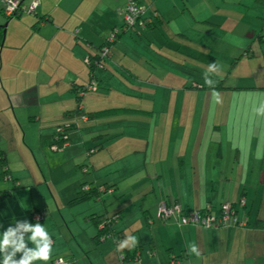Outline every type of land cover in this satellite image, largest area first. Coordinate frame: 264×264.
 I'll return each instance as SVG.
<instances>
[{
    "label": "crops",
    "instance_id": "obj_1",
    "mask_svg": "<svg viewBox=\"0 0 264 264\" xmlns=\"http://www.w3.org/2000/svg\"><path fill=\"white\" fill-rule=\"evenodd\" d=\"M5 1L0 0V151L5 154L9 174L17 183L25 181L22 184L30 191L38 185L46 186V202L56 199L52 190L56 185L54 157L69 161L67 173L71 176L63 186L72 188L74 196L83 183L101 188L107 185V191L99 197L85 200L79 213L61 217L67 230L58 228V235L47 229L55 241L49 264L59 258L64 264H169L172 257L178 259V264H264V115L256 113L264 105V89L231 88L261 87V83L214 87L207 102L196 103L187 121L177 124V133L152 139L140 135L134 147L144 149V163L147 159L155 162L157 168L146 171V175L147 181H152L150 174H156L157 188H149L147 181L140 183L138 196L153 197H145V209L133 215L123 212L119 198L129 187V175L140 166H118L115 158L119 154L109 148L132 126L126 119L115 118L143 114V110L114 102L106 106L103 102L113 90L129 95L119 73L137 77L129 64L135 56H128V40H136L134 30H143L161 43L170 28L173 34L189 35L194 42L193 32L188 31L203 23L216 30V44L241 50L253 40L252 31L257 26L261 30L255 38L264 33V0H137L144 9V24L109 44L102 65L94 70L97 89L86 92L81 99L86 112H109L82 121L77 130L70 132L69 142L58 150L51 145L53 134L64 121V112L76 106L72 82L84 85L91 80L86 58L122 25L125 0H23L24 6L37 3L35 13L24 11L10 18L2 11ZM41 17L47 20L39 23ZM152 21L148 27L146 23ZM260 44L258 50L263 51L264 40ZM100 142L102 147L89 154L88 150ZM141 151L136 149V158L141 157ZM25 172L26 178L22 174ZM160 180L165 186L159 185ZM1 184L0 189L4 187ZM34 198L28 209L39 212L34 208ZM224 202L236 206V216L244 225L206 228L182 225L176 217L165 221L157 217L161 203H177L184 212L207 207L215 215ZM109 208L121 210L114 223L119 238L96 242V227L87 217L109 214ZM129 235L137 238V244L118 250Z\"/></svg>",
    "mask_w": 264,
    "mask_h": 264
},
{
    "label": "rangeland",
    "instance_id": "obj_2",
    "mask_svg": "<svg viewBox=\"0 0 264 264\" xmlns=\"http://www.w3.org/2000/svg\"><path fill=\"white\" fill-rule=\"evenodd\" d=\"M251 10H254V7H251ZM246 18L250 19L251 17L247 15ZM260 30L261 27L257 26V29L252 31L254 35L253 40L241 47V50L225 47H231L229 45L216 44L213 40V37L217 36L216 30L203 23H198L197 27H193L191 31H188L189 34L193 32L194 42H191L190 36L185 33V37L173 34L174 32L170 28L167 30L169 32L164 35V40L161 43L155 37L147 36L148 33L141 32L142 35L141 33H133L136 43L128 40L131 44V52L133 51V54L129 52L128 56H135L130 58L129 64L133 68V74L137 75V77L132 76L129 78V76L119 73L120 79L126 82L123 88L129 95L127 96V94H121L113 90L112 94H109L103 100L106 106H110L114 102L117 106H131L137 110H143V114H135L133 116L122 115L115 118V120L119 121L126 119L132 126L128 127V134L126 136H121L109 148V151L119 154L116 156L117 160L115 158L118 166H140L136 167L138 169L135 173L129 175V187L124 190L125 196L119 198L123 204L124 213L133 215L139 209H145L146 203L143 204V199L147 197L146 199L150 200L153 197V195L148 194L141 197L138 196L142 188L140 183L147 181L148 178L146 171L153 172L157 168L155 162L151 159H147L145 163L143 162L145 151L141 150L144 149L134 147L137 146L141 134H146V136H150L152 139L153 136L177 133V124H184V121H187V118L190 117L189 115H192L194 112L193 109L196 103H206L208 97L213 94L211 90L214 87L217 88L216 85L218 84H222V87H230L233 84L248 86L246 85L247 83L260 82L261 87L263 86L264 47L263 51L258 50L261 44L256 39L257 37L255 38L257 32ZM164 33H166L165 29ZM245 38L248 37L246 36ZM139 56L141 58L144 57V62L141 61ZM210 63H215L219 66L211 74V78L215 81L213 87H209L204 83V74L208 72ZM134 81L136 86L133 84ZM118 85L119 87L121 86L120 83ZM125 96L127 97L125 98ZM121 102L126 105H121ZM77 129L70 130V132ZM152 146H154L153 142H151ZM136 149L141 151L140 158L135 157ZM106 151L103 150V153ZM130 153L132 155H129ZM94 159L99 160V156H94ZM52 165L53 177L56 184L54 187L52 186L54 197L56 198L55 201L53 199L48 202L44 200V194L48 191L44 185H38L30 191V188L23 185L25 181H22L23 184L18 183V187H14L11 180H2L0 182L4 186L0 191L5 190L9 192L8 194L1 195L0 198V226L6 228L14 220H28L26 210L32 205L30 202L32 201V197L35 196L33 201L35 203L34 208L39 209L40 223H43L47 229L52 230L58 235V228L62 232L67 230V226L61 217L68 218L70 215L79 213L87 201L76 204L70 203V199L73 198L75 193L72 188L68 190L63 186L66 180H69V176H71L67 173V169L70 167L69 161L54 157ZM158 168H160V164ZM78 171L83 175L79 168ZM22 174L24 178L28 177V173ZM123 175L121 174V176ZM150 176L154 179L147 181V186L149 188H157V185L154 183L157 179L156 174L153 173ZM84 177L88 176L84 175ZM143 177L145 178L139 180ZM159 185L161 187L165 186L163 180H160ZM104 195L102 194V196ZM91 201L93 202L94 200L92 199ZM113 209L109 208V215L115 212V209ZM73 225L75 226L74 223ZM39 262H36V264H42Z\"/></svg>",
    "mask_w": 264,
    "mask_h": 264
},
{
    "label": "trees",
    "instance_id": "obj_3",
    "mask_svg": "<svg viewBox=\"0 0 264 264\" xmlns=\"http://www.w3.org/2000/svg\"><path fill=\"white\" fill-rule=\"evenodd\" d=\"M136 2H137V0H136ZM22 3H23V0H22ZM35 11H34V13H35ZM22 12H24V11H22ZM18 15H16V16H18ZM7 18H10V17H7ZM41 18L39 19V23H44L46 17H41ZM146 25L148 27H151L153 25V21L150 22V23H146ZM115 30H116V32H115ZM131 30L132 29H127V28L124 29V25L122 23V25L118 29H114V31H112V32H114V37H113V41L112 42H114V40H115V38L117 36L119 37L122 34H124L125 32H129V31L132 32L134 29L132 31ZM142 31H140V33ZM133 32L134 33H137L135 30ZM137 34H139V32ZM258 40H259L260 43L263 42V40H264V33L263 32H262V34H259L258 35ZM112 42H109V39H107L106 40V43H104V45L99 46L96 49L95 54H88V56L86 58V63H87V66H88V69H89L90 73L92 74L91 80L88 83L84 84V85H77L76 83H73L72 82L71 91L75 95L76 106H75V108L73 110H69V111L64 112V117H65L64 118V121H62L57 126V129L55 130V132L53 134V143L51 145L52 146L53 145H56L57 146V150L58 149H61L62 146H64L66 143L69 142V139H70V130L79 127V124L82 122V119H81V116L82 115L86 116L87 117V120H88V119L94 118L95 116H99L101 114L103 115L104 113L109 112V111H99V112H96V113L86 112V111H84L82 109L81 99H82V96L86 92H88L86 90V86L89 83L93 82L94 85H95V87H96V89H97V86H96L97 84H96V81L94 80V75H93L94 74V70H95L96 67H98L97 66L98 62L100 64V66L102 65V60L107 55V53L109 51V44L112 43ZM105 48H107V51H106L105 54H103V51H104ZM216 86H217V88H226V89L229 88V87H226V86L225 87H222V84H218ZM231 88H234V89H240V88H254V89H256V88H262V89H264V86H262V87H231ZM110 111L111 112H117V111L119 112L121 110L120 109H111ZM100 136H97V137H100ZM101 147H102L101 146V142L100 143H97V144H95L93 147H91L88 150V153L89 154H92L95 151L99 150ZM85 165H87V164H84V166ZM0 179L1 180H11L12 183H13V185H14V187L15 186H17V187L19 186V184L17 183L16 179H14L9 174V170H8V166H7V162H6V157H5V154H4L3 151H0ZM86 185H87V183L81 184L80 189L78 190V192L76 193V195L70 201L71 204H76V203H80V202H83L85 200H88L90 198L99 197L102 192L107 191V185H104V188H101L99 186L96 187V186H90L89 185V188L90 189L88 191L84 189V186H86ZM8 193L9 192H7L5 190L4 191H0V198H1V195H5V194H8ZM228 203H230V202H228ZM165 204L167 206H173L174 204H177V203H171V204L165 203ZM230 204L232 205V209L234 211V215H236V206L233 203H230ZM221 205H220V208H219V212L217 214H215V216H219L220 211H221ZM158 209H159V207H158ZM182 211L184 212V210H182ZM195 211H197L199 213H205V212L207 213L208 212L210 214H213L210 211V209L207 208V207L205 209H199V210H195ZM188 212H184V213L186 214ZM158 213L159 212L157 210V217L159 218ZM35 214H39L40 215V212H38L36 210H31V209H28L27 210V217H28V221L29 222H33V223L34 222H39V221H33V215H35ZM120 216H121V210L118 211V212L116 211L112 215H109L106 212H104L102 214H91V215H89L87 217V219L92 220L93 223H94V225H95V227H96V233L94 235V240L96 242L104 241V240L109 239V238H111L113 240H117L119 238V235L120 234L114 228V223L117 220V218L120 217ZM172 217H175V216H171V217H169L167 219H160V218L159 219L162 220V221H165V220H168V219H170ZM237 221H239L238 218H237ZM178 223H179V219H178ZM234 224L235 225H238V222L237 223H234ZM234 224H232V225H234ZM172 258L170 259V261L172 260ZM170 261H169V264H170Z\"/></svg>",
    "mask_w": 264,
    "mask_h": 264
},
{
    "label": "clouds",
    "instance_id": "obj_4",
    "mask_svg": "<svg viewBox=\"0 0 264 264\" xmlns=\"http://www.w3.org/2000/svg\"><path fill=\"white\" fill-rule=\"evenodd\" d=\"M218 65L210 63L208 72L204 74V83L213 87L215 81L211 74L218 69ZM257 115H264V105L256 109ZM137 238L129 235L120 242L118 250L134 247ZM55 241L47 228L40 222H29L27 219L14 220L6 228L0 226V264H48L52 259ZM196 252L195 247L192 249Z\"/></svg>",
    "mask_w": 264,
    "mask_h": 264
},
{
    "label": "built area",
    "instance_id": "obj_5",
    "mask_svg": "<svg viewBox=\"0 0 264 264\" xmlns=\"http://www.w3.org/2000/svg\"><path fill=\"white\" fill-rule=\"evenodd\" d=\"M37 7V3L33 2L30 6H24L22 4V0H6L3 8V14L6 17H14L20 14L22 11H26L29 13H34ZM144 13L143 7L136 2V0H125V4L121 10L122 20L124 29H134L136 25H143L142 15ZM116 32V30H115ZM114 32L109 36V42L113 41ZM107 48L104 49L103 54H105ZM97 63V62H96ZM97 66H100L99 62ZM96 89L93 82L89 83L86 86L87 91H94ZM82 121H87V117L82 115ZM53 150H57V146H52ZM82 170L84 172L87 171L86 167H83ZM85 190H89V186H84ZM111 192V190H109ZM244 203V199L239 201V204L242 205ZM182 207L179 204H174L173 206H167L165 203L160 204L158 209V216L160 219H167L171 216H175L179 219V223L182 225H200L206 228H217L221 226H230L234 223L238 222V225H244V223L237 221L236 215H234V211L232 209V205L228 202H225L221 205V211L219 216H215L210 213H199L195 210L189 211L188 213H184L182 211ZM39 214L33 215V221H39ZM178 259L175 257L172 258L170 264H178ZM52 264H64V261L59 258L53 261Z\"/></svg>",
    "mask_w": 264,
    "mask_h": 264
}]
</instances>
